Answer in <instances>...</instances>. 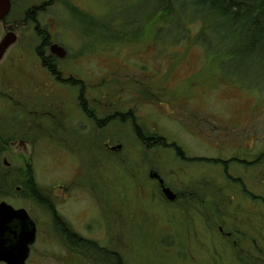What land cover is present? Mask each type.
Instances as JSON below:
<instances>
[{
    "label": "rangeland",
    "instance_id": "374dc122",
    "mask_svg": "<svg viewBox=\"0 0 264 264\" xmlns=\"http://www.w3.org/2000/svg\"><path fill=\"white\" fill-rule=\"evenodd\" d=\"M44 1L13 0L7 21L22 20ZM147 1L58 0L35 17L67 53L63 74L96 86L94 97L106 86L115 95L124 89L116 110L137 107L143 138L162 144L145 146L127 122L96 133L72 98L67 111L63 96L47 94L59 106L49 115H70L78 133L93 135L66 142L44 137L43 153L27 147L28 155L8 157L14 176L30 164L40 193L38 201L14 188L0 193L37 226L26 264H251L246 252L264 251V61L237 58L225 69L229 48L211 39L214 30L201 42L203 25L179 7L175 14L184 19L174 24L165 11L140 22ZM32 29L29 23L20 28L27 49L21 52L19 42L6 62L24 53L33 69L38 41ZM3 35L0 23V40ZM98 100L104 102L99 97L94 109ZM103 132L112 136L107 146L119 144L120 151H108L95 136ZM150 171L178 195L175 203L163 198ZM54 211L71 234L56 225ZM92 243L104 254L87 247Z\"/></svg>",
    "mask_w": 264,
    "mask_h": 264
},
{
    "label": "flooded vegetation",
    "instance_id": "af4514ba",
    "mask_svg": "<svg viewBox=\"0 0 264 264\" xmlns=\"http://www.w3.org/2000/svg\"><path fill=\"white\" fill-rule=\"evenodd\" d=\"M12 1L13 0H9V2ZM57 2L58 0H45L43 4L30 6L28 10L23 14L22 20L17 19L14 21H7V15L3 21H0L4 34L0 42L7 34L13 35V42L8 45V47L3 51L0 57L1 194L9 193L10 191L12 192L13 188L16 192H23L27 195L30 193V190L28 189L30 187L29 174L33 173L31 171L30 164L27 161L23 163L21 167L15 171L16 176H14V174L10 173V171H13V168L10 169L11 164L8 163L7 160L9 156H26L29 153V149L27 147L30 148L31 153H43L44 137H53L57 138L60 141L66 142L67 140H74L77 137L86 140L91 135H93L92 133H84L85 135L78 133V131L73 128L72 123H70V115L68 116V118L63 116L58 117L49 115L48 113H53L54 115H56L58 112L57 108L59 106L57 105L56 101L46 100L47 94L57 93L58 95L60 94L61 96H63L66 100L67 111V98H72V100H74L73 102L75 108L77 109L79 115H81L80 117L83 120H88L96 130V133L105 130V127L111 123L127 122L128 124H130L134 137L145 146L151 147L154 144H162V141L160 139L154 140L143 138L141 127L139 126V124H137V120L139 121L140 116L139 112L137 113L136 111V106L135 109L133 108L134 110H116L114 101L121 98L120 93H124V89L116 88L117 94L115 95L113 94L112 90H115V88L106 86L108 87L107 90L103 86L105 89L99 90L102 92L97 91L98 93H100V96L97 95L94 97L96 91H94L93 89L96 86L83 84L82 81L75 78L72 73H68L67 75H65L63 74L62 70L59 69L61 62H64L68 59L67 53L65 51V56L63 58H59L57 55L52 53L51 47L58 44L52 43L50 41L49 34L45 31V28H40L38 26V22L35 19L37 14H40L42 10H45V8L47 7H52ZM26 23L33 25L32 31L36 34V39L38 41V46L34 49V56L36 57V60L34 61L35 64H33L32 66L33 69L31 68L32 70H30L28 59L25 58L24 53H22L23 55L20 56L14 55L13 53L11 54V58L9 59V61H5V58L8 56L7 53L11 50L16 49L17 45L20 44L19 42H21V38L18 35V31ZM25 42L26 41L24 40L20 44L21 52H25L23 51V49H27V45ZM96 97L97 99H99V97L102 98L104 102L102 103L101 100H98L97 103L99 108L94 109V102L97 101ZM96 113L100 115L101 118L97 117ZM98 134H95V136H101L100 140H102L103 142L105 141V146H107V142L112 138L111 134L106 132H103L102 135ZM118 135L120 137L121 134ZM64 138H66V140H64ZM36 146H39V148H36ZM52 148L54 147L50 145V151L52 154L51 156L55 155ZM107 148L110 152L121 150V146L119 144L116 146L108 145ZM26 150L27 152H25ZM262 161L263 159L256 160L255 164L257 165ZM244 162L245 160L240 161V163ZM151 173L154 172L150 171L149 175ZM249 176L254 179L253 174ZM235 180L239 181L238 183H240L244 187L242 180ZM151 181L157 184L158 189L161 193V186L159 185L158 181ZM163 186L166 187L164 185V182ZM174 194L176 196V200L172 203H175L179 199L178 195L176 193ZM192 195L198 194H194L192 192L190 193V196ZM1 203L9 205L5 201L0 200V204ZM52 216L54 217V220H60L55 211L52 213ZM60 223L62 225H66L65 223ZM60 223L59 225H61ZM246 253L248 254L247 257L249 258L251 264H259V262L261 264H264L263 250L258 251L259 255H254L251 251H248Z\"/></svg>",
    "mask_w": 264,
    "mask_h": 264
},
{
    "label": "trees",
    "instance_id": "16d2710c",
    "mask_svg": "<svg viewBox=\"0 0 264 264\" xmlns=\"http://www.w3.org/2000/svg\"><path fill=\"white\" fill-rule=\"evenodd\" d=\"M184 2L189 5L193 13L185 9ZM141 6L142 12L147 16L140 22L151 18L157 11H165L170 15L169 22L174 24L175 21L184 19L183 15L177 18V14H175L177 7L189 12H186L188 20L199 21L203 25L204 32L202 31L199 36V40L203 43H205L207 33L214 30L215 33L211 39L223 43L227 49L229 48L227 54L230 59L225 65V69L237 58L248 60L251 56H255L264 61V0H149ZM73 10L78 11L76 8ZM89 23L95 22L90 20ZM209 43L211 42L209 41L207 44ZM29 178V196L38 201L40 193L36 190L37 186L32 173L29 174ZM55 221L56 225L60 226L59 220L55 219ZM62 226L63 233L71 234L65 225ZM70 239L68 238V240ZM71 241V243H81L77 238ZM90 249L94 253L104 254L102 249L96 251L98 249L94 243ZM116 264H120V262L116 261Z\"/></svg>",
    "mask_w": 264,
    "mask_h": 264
},
{
    "label": "water",
    "instance_id": "95a60500",
    "mask_svg": "<svg viewBox=\"0 0 264 264\" xmlns=\"http://www.w3.org/2000/svg\"><path fill=\"white\" fill-rule=\"evenodd\" d=\"M10 11L9 0H0V21ZM13 42V35L7 34L0 42V57L3 51ZM53 54L59 58L65 56V51L58 45L51 47ZM150 179L158 181L161 193L168 202H174L176 196L163 186V180L157 173H151ZM36 226L24 209H14L11 206L0 204V263L26 264L29 257V246L35 241Z\"/></svg>",
    "mask_w": 264,
    "mask_h": 264
},
{
    "label": "bare ground",
    "instance_id": "6f19581e",
    "mask_svg": "<svg viewBox=\"0 0 264 264\" xmlns=\"http://www.w3.org/2000/svg\"><path fill=\"white\" fill-rule=\"evenodd\" d=\"M160 177V176H159ZM151 180H153V179H151ZM161 195H162V193H161ZM163 196V195H162ZM163 198H164V196H163ZM165 199V198H164ZM166 200V199H165ZM176 200V199H175ZM167 201V200H166ZM168 202V201H167ZM169 203H171V202H169ZM36 232H37V230H36ZM35 240H36V236H35ZM35 244V241H34V243L31 245V246H33ZM31 246H29V250H30V248H31ZM91 246V244L90 245H87V247H90Z\"/></svg>",
    "mask_w": 264,
    "mask_h": 264
}]
</instances>
